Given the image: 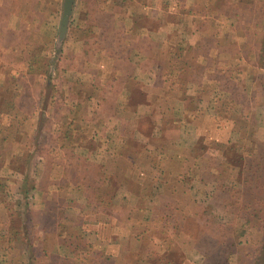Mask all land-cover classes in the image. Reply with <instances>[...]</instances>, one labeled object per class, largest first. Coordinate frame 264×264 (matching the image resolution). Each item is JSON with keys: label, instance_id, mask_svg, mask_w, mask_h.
<instances>
[{"label": "rangeland", "instance_id": "1", "mask_svg": "<svg viewBox=\"0 0 264 264\" xmlns=\"http://www.w3.org/2000/svg\"><path fill=\"white\" fill-rule=\"evenodd\" d=\"M63 6L0 0V162L23 171L0 166V264H256L240 247L263 232L241 209L257 197L264 226V0H75L62 33ZM136 52L180 83L152 94L154 110L112 82L113 55ZM190 70L208 77L193 147L165 120L181 118Z\"/></svg>", "mask_w": 264, "mask_h": 264}, {"label": "crops", "instance_id": "2", "mask_svg": "<svg viewBox=\"0 0 264 264\" xmlns=\"http://www.w3.org/2000/svg\"><path fill=\"white\" fill-rule=\"evenodd\" d=\"M94 12L97 13V10H95ZM140 30L143 32L144 35L147 34L146 33L147 27L145 25L141 26ZM119 31L120 30H117V33H115V34L117 35ZM202 37H203V35L199 36L197 41L201 42ZM146 38L150 39V37H146ZM100 42H101V39H100ZM144 56L145 57L143 58V56L141 55L140 52H136V58L134 59V61H132L130 57H128V59H126V58L119 59L117 56L113 55V57L111 59L114 61V63H113L111 73L114 75L113 76L111 75V78L113 79L112 82H114V83L117 82L120 84L124 83V85H127V86L130 85L131 88L128 91H131L132 93L133 92H135V93L140 92L142 90L143 93L146 94V96L144 97V101L138 100L134 103H132L131 97H130L129 104L130 105L132 104L134 109H137V110L138 109L141 110L142 108L148 109L149 105H150L151 106L150 108L154 110L156 107H154L155 101L152 99V96H153L152 94L157 93V92H160V93L178 92V91H180V83L176 82V81H172L170 83V85H168L167 82L169 79L167 78V76H165V72L163 73L162 71H158L157 69L152 67V65L150 63L153 56H155V55H152V53H144ZM135 60H136V62H135ZM145 62H148L149 66L144 65ZM134 71H135V73H134ZM220 72H222V71H221V64L219 63V65L217 67V73H220ZM185 74L186 75H184V78H185L184 82H185L186 87H187V89L185 90L186 97H182V100L180 99L181 102H180V108H179V109H181L182 116L179 119H174L173 117H170V116L166 117L165 120L167 122V125L169 124V122H171V124H172V127L166 130V137L167 138L171 137L173 128H174V133L178 135L179 128L181 126L182 131H183V135H181V137H179V135H178L179 138H177L173 142L176 143L179 140L181 141V140L187 139V140H185V141H187V145H190V147H193L194 144L201 138L200 133H202L201 131H203L201 129L200 125L194 123L193 119L194 120L198 119L199 115L201 114V110L204 111L205 107H207V106H205L207 104L206 103L207 99H205L204 97H199L197 95L202 93L204 82L205 83L207 82L208 77H207V72L195 74V72H191V70H190L188 73L186 71ZM2 76H4V75L0 74V89L4 84V82H3L4 77H2ZM143 78L144 79L146 78V80H147V78H149V80L147 81L146 84H145V80L143 81ZM161 78H163V79H161ZM249 78L254 79V76L250 74ZM213 83H214V81H213ZM215 83H216V88L221 86V82L219 80H217ZM110 84L111 83L109 81V84H108L109 87H110ZM249 84H251V83H249ZM249 84H247L246 86L244 84V87H242L241 84H236V85L238 86V90L240 92L241 91L246 92L247 96L249 94V99L251 100L253 95H255V92L254 91L248 92V90L250 89ZM143 85H144V88H142ZM237 86H236V88H237ZM192 87H194V88L192 89ZM124 91H126V90L122 89L120 91V89H115L113 92H124ZM216 91L217 90H215V92ZM147 94L149 95L148 97H147ZM190 101L193 102V106L189 105ZM213 103L214 102L210 103V105H213ZM210 110H212L211 106L209 108V111ZM145 113L148 114L146 116L148 118H150L152 121V124L155 125L156 117L152 116V113L150 111H147ZM193 114H197V115L193 116V117L186 116V115H193ZM262 117H264V115ZM213 119L215 120L214 117H213ZM217 126H219V125H216V127ZM167 131H169V132L167 133ZM220 132H221V129H218V128L217 129L215 128V130H213L214 135L219 139L221 136ZM102 135H104V134L102 133ZM96 139H98V138H96ZM101 141H102V143H105V144H107L106 142H110L109 139H105V140L102 139ZM255 142L257 145V153H264V150L260 151V147H261L260 144H262V145L264 144L263 137H257ZM111 152L112 151L110 149L105 150L103 152V157L104 156L109 157L111 155ZM167 153L172 154V152L166 151V154ZM160 154H162V152ZM21 155L22 154L15 155V156L12 155L11 157H16V158L20 159L22 157ZM172 156L174 157V154ZM86 157H88V154L86 155ZM10 160L11 159L5 157V160L0 162V166H2L3 163L4 164L6 163L2 167L3 172L5 171L6 174H9V173L11 174L10 176H7V179L14 178L16 174L19 175V173H23V171H19V170L15 169L14 168L15 162H12ZM46 164H47L46 162L43 163V161H42L36 166L37 171H38L37 174H40V173L45 174V166L44 165H46ZM40 165H42V166H40ZM8 181L10 182V180H8ZM160 187H161V185L158 186V188H160ZM37 190H38V192H40V190H41L40 189V183L37 186ZM199 203H200V201H197V204H199ZM115 219L116 220L120 219V217H116ZM42 234L46 235V233L44 231H42ZM205 252H208V251L206 250ZM182 264H196V263L192 262V260L189 258V256H187L186 260L184 259Z\"/></svg>", "mask_w": 264, "mask_h": 264}, {"label": "trees", "instance_id": "3", "mask_svg": "<svg viewBox=\"0 0 264 264\" xmlns=\"http://www.w3.org/2000/svg\"><path fill=\"white\" fill-rule=\"evenodd\" d=\"M241 161H242V169H243L242 173L245 174V173H248L249 171L253 172L255 179H256V175H257L256 170L253 169L252 167L244 165L243 159H241ZM259 202L261 205H263L264 198H259ZM258 206H259L258 198L254 197L253 200H249L243 204L242 209H241L242 211L241 214H244V217L246 218L247 223L249 222L252 227L258 228V230H261L263 232L262 239L260 241H256V240L252 241V247L245 246V247H240V248H245V250H242V251H244L247 255L253 257L255 259L256 264H261V263L264 264V226L263 224L262 225L256 224V222L253 220V217L255 216L254 213L257 212L256 208ZM262 213L264 214V210ZM258 220L259 222H264V216H260ZM227 227L230 228V225H228ZM245 229L246 228L244 226V228L240 232V236L244 235ZM239 246H241V243L240 244L238 243V247ZM229 251L231 252V250Z\"/></svg>", "mask_w": 264, "mask_h": 264}, {"label": "water", "instance_id": "4", "mask_svg": "<svg viewBox=\"0 0 264 264\" xmlns=\"http://www.w3.org/2000/svg\"><path fill=\"white\" fill-rule=\"evenodd\" d=\"M75 0H64V9H63V16H62V24H61V32L64 33L68 27L69 19L73 13V6Z\"/></svg>", "mask_w": 264, "mask_h": 264}]
</instances>
